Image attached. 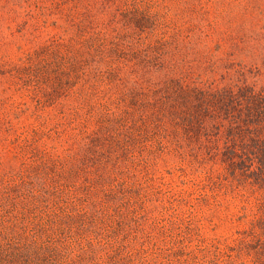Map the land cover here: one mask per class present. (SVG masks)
Here are the masks:
<instances>
[{
    "label": "trees",
    "instance_id": "16d2710c",
    "mask_svg": "<svg viewBox=\"0 0 264 264\" xmlns=\"http://www.w3.org/2000/svg\"><path fill=\"white\" fill-rule=\"evenodd\" d=\"M179 2L184 10L166 23L169 35L140 42L131 51L114 49V58L129 65L124 69L116 63L97 73L98 82L110 80L109 94L98 84L79 107L74 99L71 117L49 124L54 126L49 133L39 130L48 126L45 120L33 123L31 129L22 125L20 115L19 132L9 113L1 115L4 140L14 145L13 157L22 163L20 169L0 177V264H131L138 249L123 236L129 207L121 193L136 186V170L147 167L139 158L149 151L147 144L157 143L169 150L184 146L191 153L197 144L192 157L208 155L223 165L224 183L219 180L214 187L224 185L241 203L237 220L246 227L235 243L205 250L191 264H264V67L246 69L219 53H240L244 49L240 46L253 39H245L249 33L260 32L258 44H264V0L207 1L236 3L240 10L261 3L254 9L259 17L227 21V33L215 40L216 53L207 50L211 41L197 42L201 36L212 39L213 34L205 31L212 23L205 18L204 0ZM143 14L147 23L152 15ZM130 15V22L140 23L138 16ZM195 33L199 34L193 38ZM48 85L55 87L54 81ZM40 92L47 94L36 87L38 103H42ZM80 109L84 112L77 114ZM94 119L98 129L90 131L85 124ZM61 136L77 143V152L65 161L50 151L55 147L41 141L50 137L61 141ZM123 172L129 178L106 187L113 175Z\"/></svg>",
    "mask_w": 264,
    "mask_h": 264
},
{
    "label": "rangeland",
    "instance_id": "374dc122",
    "mask_svg": "<svg viewBox=\"0 0 264 264\" xmlns=\"http://www.w3.org/2000/svg\"><path fill=\"white\" fill-rule=\"evenodd\" d=\"M207 1L203 2L208 11L204 15L212 27L206 25L205 31L209 29L213 33L212 39L201 36L197 42L201 39L211 41V50H207L212 53L218 52L214 51L218 47L216 38L222 39L227 33L224 30L227 21L260 15L254 9H259L261 3H256L252 9L240 10L236 3L217 6ZM183 10L184 4L179 0H0V118L9 113L8 118L17 129L20 115L22 125L29 128L45 120L48 126L41 125L39 130L49 133L48 129L53 126L49 124L71 117L69 111L73 109L74 99L75 106L79 107L81 99L88 97L86 94L97 91L98 84L105 95L109 94L110 80L104 78L98 82L97 73L108 65L118 63L124 69L129 65L114 58V49L127 52L131 48V51L140 42L147 43L165 32L169 35L170 27L166 23L176 20ZM144 11L152 15L147 23ZM130 13L138 16L136 19L141 24L130 22ZM259 33H249L245 39H253L250 44L240 46L244 48L240 53L231 50L227 54L219 53L246 69L263 68L264 44H258L262 43ZM53 81L55 87L50 88L48 83ZM130 83L127 82L128 87ZM36 87L47 92L37 94L42 103L35 98ZM81 112L84 109L76 113ZM85 125L90 131L98 129L95 119ZM50 134L55 137L52 131ZM4 138L5 131L0 129V177L7 171L20 169L22 163L18 156L13 157L14 145ZM9 138L14 141V137ZM53 138L41 141L55 147L50 151L62 156V161L70 153L77 152V143L68 136H61V141ZM75 138L78 139L77 135ZM147 145L149 151L139 158L147 167L138 168L133 177L136 186L121 193L128 199L125 206L129 207V214L125 213L127 216L123 220V236L132 248L138 249L129 262L191 264L205 250L234 244L246 224L242 219L237 220L241 215L239 198L230 189L225 190L224 185L223 188L214 187L219 180L224 183L221 162L208 155L200 159L192 157L199 149L197 144L193 153L184 146L180 150H169L161 143ZM134 152L132 155L136 157L138 153ZM123 173L113 175L106 187L129 178L127 172ZM76 234L83 242L79 230Z\"/></svg>",
    "mask_w": 264,
    "mask_h": 264
}]
</instances>
